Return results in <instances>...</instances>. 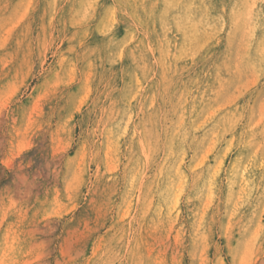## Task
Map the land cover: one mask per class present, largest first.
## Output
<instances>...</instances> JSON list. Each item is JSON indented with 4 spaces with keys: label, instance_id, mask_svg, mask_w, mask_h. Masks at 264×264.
Here are the masks:
<instances>
[{
    "label": "rangeland",
    "instance_id": "rangeland-1",
    "mask_svg": "<svg viewBox=\"0 0 264 264\" xmlns=\"http://www.w3.org/2000/svg\"><path fill=\"white\" fill-rule=\"evenodd\" d=\"M0 264H264V0H0Z\"/></svg>",
    "mask_w": 264,
    "mask_h": 264
},
{
    "label": "bare ground",
    "instance_id": "bare-ground-1",
    "mask_svg": "<svg viewBox=\"0 0 264 264\" xmlns=\"http://www.w3.org/2000/svg\"><path fill=\"white\" fill-rule=\"evenodd\" d=\"M234 2H235V0H234ZM193 6V5H192ZM232 10V9H231ZM107 11V10H106ZM236 15V14H235ZM212 19V18H211ZM191 20V19H190ZM218 22V21H217ZM233 22V21H232ZM190 24H191V22H190ZM236 24H234V26H235ZM214 29V28H213ZM97 30V29H96ZM232 32V31H231ZM235 33V32H234ZM230 34V33H229ZM212 37V36H211ZM192 40H193V38H192ZM230 40V39H229ZM234 40V39H233ZM196 42V41H195ZM191 43H193V42H191ZM231 44V43H230ZM194 47V46H193ZM133 48V47H132ZM255 49V48H254ZM253 52V51H252ZM258 56V55H257ZM230 57V56H229ZM250 58V57H249ZM229 61V60H228ZM243 61V60H242ZM244 62V61H243ZM246 62V61H245ZM261 62H263V61H261ZM263 64V63H262ZM135 67V66H134ZM143 67V66H142ZM230 67V66H229ZM140 70V69H139ZM233 70V69H232ZM174 72V71H173ZM187 72V71H186ZM132 74V73H131ZM262 74V73H261ZM200 75V74H199ZM199 77V76H198ZM232 77V76H231ZM244 78V77H243ZM135 79V78H134ZM185 79V78H184ZM163 84V83H162ZM225 84H226V82H225ZM189 85V84H188ZM201 87V86H200ZM186 90V89H185ZM176 91V90H175ZM202 92V91H201ZM230 95V94H229ZM262 96V95H261ZM217 97V96H216ZM175 102V101H174ZM222 102V101H221ZM220 104V103H219ZM179 105V104H178ZM250 108V107H249ZM253 108V107H252ZM176 109V108H175ZM236 115V114H235ZM188 116V115H187ZM205 116V115H204ZM213 123V122H212ZM247 128V127H246ZM217 130V129H216ZM258 132V131H257ZM260 132V131H259ZM212 134V133H211ZM205 137H206V135H205ZM258 137V136H257ZM232 139V138H231ZM204 140V139H203ZM209 140V139H208ZM257 140V139H256ZM208 142V141H207ZM206 143V142H205ZM201 144H203V143H201ZM198 145V144H197ZM196 145V146H197ZM183 147V146H182ZM178 149V148H177ZM217 149V148H216ZM203 150V149H202ZM178 152V151H177ZM245 165V164H244ZM237 166V165H236ZM207 176V175H206ZM233 178V177H232Z\"/></svg>",
    "mask_w": 264,
    "mask_h": 264
}]
</instances>
